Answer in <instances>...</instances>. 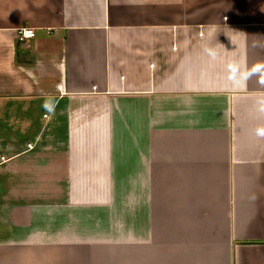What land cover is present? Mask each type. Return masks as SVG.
<instances>
[{"label":"crops","instance_id":"crops-1","mask_svg":"<svg viewBox=\"0 0 264 264\" xmlns=\"http://www.w3.org/2000/svg\"><path fill=\"white\" fill-rule=\"evenodd\" d=\"M0 264H264V0H0Z\"/></svg>","mask_w":264,"mask_h":264},{"label":"built area","instance_id":"built-area-1","mask_svg":"<svg viewBox=\"0 0 264 264\" xmlns=\"http://www.w3.org/2000/svg\"><path fill=\"white\" fill-rule=\"evenodd\" d=\"M36 35L35 29L32 27H23L20 28L18 32V39L22 42H26L32 38H34Z\"/></svg>","mask_w":264,"mask_h":264},{"label":"clouds","instance_id":"clouds-1","mask_svg":"<svg viewBox=\"0 0 264 264\" xmlns=\"http://www.w3.org/2000/svg\"><path fill=\"white\" fill-rule=\"evenodd\" d=\"M46 111L48 110V101H45V105H44Z\"/></svg>","mask_w":264,"mask_h":264}]
</instances>
